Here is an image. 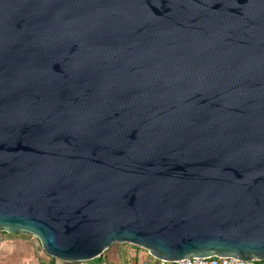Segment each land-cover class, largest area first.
Masks as SVG:
<instances>
[{
  "label": "water",
  "instance_id": "obj_1",
  "mask_svg": "<svg viewBox=\"0 0 264 264\" xmlns=\"http://www.w3.org/2000/svg\"><path fill=\"white\" fill-rule=\"evenodd\" d=\"M0 232L264 261V0H0Z\"/></svg>",
  "mask_w": 264,
  "mask_h": 264
},
{
  "label": "rangeland",
  "instance_id": "obj_2",
  "mask_svg": "<svg viewBox=\"0 0 264 264\" xmlns=\"http://www.w3.org/2000/svg\"><path fill=\"white\" fill-rule=\"evenodd\" d=\"M129 247V244H116L109 250L119 247ZM108 254V251L106 252ZM47 257L41 243L33 236L9 235L0 232V264H93L89 262H64ZM125 261V260H124ZM122 261L121 264L129 262ZM121 262V261H120Z\"/></svg>",
  "mask_w": 264,
  "mask_h": 264
},
{
  "label": "crops",
  "instance_id": "obj_3",
  "mask_svg": "<svg viewBox=\"0 0 264 264\" xmlns=\"http://www.w3.org/2000/svg\"><path fill=\"white\" fill-rule=\"evenodd\" d=\"M106 252L102 264H121L124 260L125 263L129 262L128 264H157V260H155L146 250L134 248L132 246L127 248L121 246L119 248L117 247L108 250V254ZM47 257L49 256L47 255ZM50 259L52 258L50 257ZM53 261L55 260L52 259L51 262ZM93 264L98 263L93 262Z\"/></svg>",
  "mask_w": 264,
  "mask_h": 264
},
{
  "label": "built area",
  "instance_id": "obj_4",
  "mask_svg": "<svg viewBox=\"0 0 264 264\" xmlns=\"http://www.w3.org/2000/svg\"><path fill=\"white\" fill-rule=\"evenodd\" d=\"M130 246H132L134 248H139L135 245H130ZM139 249H141V248H139ZM157 264H264V261H261V260H237V259H233V258L208 257V258H186V259L176 261V262L158 261L157 260Z\"/></svg>",
  "mask_w": 264,
  "mask_h": 264
},
{
  "label": "trees",
  "instance_id": "obj_5",
  "mask_svg": "<svg viewBox=\"0 0 264 264\" xmlns=\"http://www.w3.org/2000/svg\"><path fill=\"white\" fill-rule=\"evenodd\" d=\"M104 259H105V255L103 256V258H101V259H96V260H94L93 262H96V263H98V264H102V262H103Z\"/></svg>",
  "mask_w": 264,
  "mask_h": 264
}]
</instances>
